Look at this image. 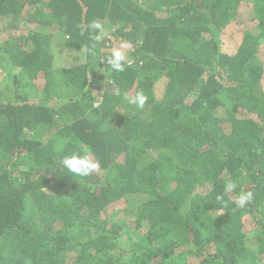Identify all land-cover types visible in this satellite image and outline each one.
Returning <instances> with one entry per match:
<instances>
[{"label": "trees", "instance_id": "1", "mask_svg": "<svg viewBox=\"0 0 264 264\" xmlns=\"http://www.w3.org/2000/svg\"><path fill=\"white\" fill-rule=\"evenodd\" d=\"M0 28V264H264V0H0Z\"/></svg>", "mask_w": 264, "mask_h": 264}, {"label": "clouds", "instance_id": "2", "mask_svg": "<svg viewBox=\"0 0 264 264\" xmlns=\"http://www.w3.org/2000/svg\"><path fill=\"white\" fill-rule=\"evenodd\" d=\"M90 27L92 29L99 30V34L95 35L93 38L97 42L101 41L104 35L106 34L102 24L96 21L93 22ZM128 46L129 45L121 42L119 48H114L111 53V56L108 57L107 63L114 71L123 72L125 70V65L123 61H125L126 59V53H124L121 49H124ZM125 100H127L130 105H134L137 108H143L147 101V97L142 92H138L135 97H130L126 95ZM83 151L85 153H89L91 152V149L84 148ZM60 163L61 166L68 172L80 177H87L94 171H98L100 169V162L98 160L91 159L88 155H68L65 156ZM225 188L226 191H233L236 188V184L233 182H228ZM251 198V192L239 194V196L237 197L238 206L243 208L246 203L251 200Z\"/></svg>", "mask_w": 264, "mask_h": 264}, {"label": "rangeland", "instance_id": "3", "mask_svg": "<svg viewBox=\"0 0 264 264\" xmlns=\"http://www.w3.org/2000/svg\"><path fill=\"white\" fill-rule=\"evenodd\" d=\"M243 12L244 13L242 15V18H244V19L248 18V21H251L250 20L251 14H250L249 10L246 11L243 8ZM246 21H247V19H246ZM248 23H250V22H248ZM251 25H252V23H251ZM102 26H103V28L105 30V33L107 31H109V29H110L109 25H104L103 24ZM31 29H41V27L35 24V25H31ZM3 35H4V33L1 32V30H0V39L2 38ZM223 46H224L223 49H225L227 45L225 44ZM231 46H233V45H231ZM54 51L57 54V59H58L57 62L60 65L66 64V61H67V57L66 56L67 55H69V58L73 62H82L84 60V52L78 53L76 51H72L71 54H69L70 50L67 51V49L64 47V41L60 37H55V39H54ZM226 51L232 52V50H230V49L229 50L227 49ZM124 53H126V52H124ZM14 71H15V69H13L11 71V73H13ZM9 84H11V76L9 74H4V73H2V71H0V90L3 89V88L6 89L7 85H9ZM39 85L41 86V84H39ZM146 198H147V196L142 195V194L131 195L129 197V200L125 201L123 199L120 202H118L117 204H115V207L122 208V209L124 207H127L128 211L131 213L134 210H136V208Z\"/></svg>", "mask_w": 264, "mask_h": 264}]
</instances>
